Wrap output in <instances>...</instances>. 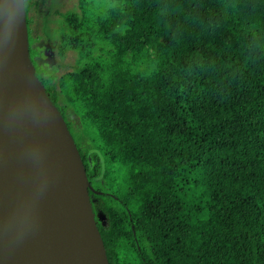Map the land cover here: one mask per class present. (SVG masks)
Segmentation results:
<instances>
[{
	"label": "trees",
	"instance_id": "trees-1",
	"mask_svg": "<svg viewBox=\"0 0 264 264\" xmlns=\"http://www.w3.org/2000/svg\"><path fill=\"white\" fill-rule=\"evenodd\" d=\"M110 2L62 13L57 50L80 54L64 103L35 70L84 162L109 264H264V0ZM24 4L35 67L37 0Z\"/></svg>",
	"mask_w": 264,
	"mask_h": 264
},
{
	"label": "water",
	"instance_id": "water-1",
	"mask_svg": "<svg viewBox=\"0 0 264 264\" xmlns=\"http://www.w3.org/2000/svg\"><path fill=\"white\" fill-rule=\"evenodd\" d=\"M90 191L75 140L35 74L24 0H0V245L8 264H109Z\"/></svg>",
	"mask_w": 264,
	"mask_h": 264
},
{
	"label": "rangeland",
	"instance_id": "rangeland-1",
	"mask_svg": "<svg viewBox=\"0 0 264 264\" xmlns=\"http://www.w3.org/2000/svg\"><path fill=\"white\" fill-rule=\"evenodd\" d=\"M79 2L80 0H37V5L33 6L32 4L29 11L31 35L36 39V45L43 54L41 60L45 63L39 65L35 63V70L39 76L43 75L44 78H50L49 85L53 92L54 90L56 91L61 103H64L61 80L74 68L80 58V54L76 50L68 48L64 51L57 50L59 32L64 22L62 13L67 11L79 12ZM111 5L110 0H95V4H93L95 12L105 10ZM101 58L110 61L106 50L102 52ZM137 67L141 71L145 65L141 63ZM132 68H135V64H132ZM67 114L73 122L77 120V116L69 108L67 109ZM98 182L102 190L108 189L105 179L100 178ZM91 200L95 204L98 202V199L94 196H92ZM97 216L102 222L105 221V215L100 210ZM1 250L0 248V259L2 258L0 264H6Z\"/></svg>",
	"mask_w": 264,
	"mask_h": 264
},
{
	"label": "bare ground",
	"instance_id": "bare-ground-1",
	"mask_svg": "<svg viewBox=\"0 0 264 264\" xmlns=\"http://www.w3.org/2000/svg\"><path fill=\"white\" fill-rule=\"evenodd\" d=\"M0 248H2L1 245H0ZM1 251H2V253L4 254L3 249H2ZM1 259H2V258H1ZM1 259H0V260H1ZM4 259H5L6 264H8V260H7L6 256H5V254H4ZM2 262H3V261H2Z\"/></svg>",
	"mask_w": 264,
	"mask_h": 264
}]
</instances>
